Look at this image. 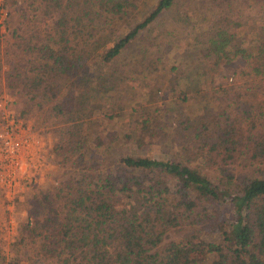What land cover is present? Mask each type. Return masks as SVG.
<instances>
[{
	"label": "trees",
	"instance_id": "16d2710c",
	"mask_svg": "<svg viewBox=\"0 0 264 264\" xmlns=\"http://www.w3.org/2000/svg\"><path fill=\"white\" fill-rule=\"evenodd\" d=\"M250 1L254 16L264 23V0ZM134 2L43 0L52 15L40 37L9 32L4 23L0 66H10L3 73L9 91L35 100L51 119L68 123L53 159L66 177L51 192L36 190L26 199L29 220L19 226L18 243L29 251L27 264H264V25L253 28V42L243 46L248 33L240 30L247 22L234 0H208L202 9L187 5L173 21L192 19L203 29L194 37L195 81L184 82L174 101V123L189 131V145L179 151L180 160L130 153L108 157L112 147L138 148L155 135V118H146L156 114L153 106L141 117L147 129L136 137L113 130L104 141L102 135L107 128L122 127L116 123L125 116L134 119L131 99L139 97L135 105H141L157 94L145 77L126 85L127 70L120 71L115 62L173 9L175 0H156L132 24L128 14ZM3 5L6 0L0 1ZM122 27L123 33L111 38ZM174 31L161 30L158 41L148 46L172 44ZM137 53L143 55L139 65L147 60V72L156 59ZM236 59L240 81L214 84L221 65ZM165 78L154 84L172 88L176 78ZM90 81H95V93L105 95L93 118ZM191 88L204 100L197 112L189 107L195 99ZM244 165L260 167L257 175L239 178L228 172ZM208 219L206 235L212 240L194 246ZM181 225H190L192 232L164 241L167 231ZM7 264L19 263L11 259Z\"/></svg>",
	"mask_w": 264,
	"mask_h": 264
},
{
	"label": "rangeland",
	"instance_id": "374dc122",
	"mask_svg": "<svg viewBox=\"0 0 264 264\" xmlns=\"http://www.w3.org/2000/svg\"><path fill=\"white\" fill-rule=\"evenodd\" d=\"M2 3L4 0H0ZM156 0H135L136 8L134 12L128 14L130 22L133 24L137 20H140L144 14L152 8ZM208 0H175V6L169 13H164V15L155 22L154 25L149 27L148 30L142 32L139 37L132 43L131 47L124 50L118 60L115 62L118 69L127 70V75L129 77L126 79L128 82L126 85H135L136 82L140 81L141 77H145L144 82L148 85H153V88L157 89V94L152 93L148 97V102L141 105H135L140 99L139 97L131 99L133 108L137 109V113L133 115L134 119L125 116L123 119L118 121L116 125L122 123V127L115 126L107 128L106 132L102 135L104 136V141H107V133L113 130L120 131L122 134H129V137H136L137 133H142L147 129V123L141 121V117L147 116L146 108L150 109L153 107L157 108L156 114L151 113L146 117L152 120L155 129V135L149 139L145 140L143 144L138 147H128L126 144L120 146L112 147L108 157H115L119 153H130V154H144L149 157L159 158V159H179L180 153L183 146L189 145L190 133L189 131H183L174 123V112L177 109V105L174 103L177 93L183 89L185 83H193L195 81V76L193 74L194 65L197 63L198 59V48L194 37L202 31L203 29H198V27L193 24L192 19L185 23H175L173 20L178 18V14L182 15L185 11L184 8L187 5L196 4L201 8ZM250 0H234L233 4L239 12L241 18L246 17V28L240 31H247L245 41L242 42L243 46L248 44V42H253L254 31L253 28L262 27L264 23L257 19L259 17L254 10L249 7ZM204 11L206 10L205 7ZM202 9V8H201ZM48 9L45 11L43 6V0H6V5L0 8V33H5V21L8 22L9 32L16 30L22 33L24 36L33 35L35 37H40L42 33L47 32L50 28L51 15L49 16ZM250 17L248 18L247 17ZM50 17V18H49ZM256 19H251V18ZM28 20V21H27ZM201 28V27H199ZM122 29V30H121ZM119 30H115L111 35V38H115V35L123 33V27ZM175 30V38L172 44H167L164 46H158V43L153 44L151 47L148 46V42L152 39L156 42L158 41V35L161 30H167V32H173ZM121 30V31H120ZM7 32V31H6ZM154 42V43H155ZM111 41L108 42V45ZM143 51L144 57H149L151 59H156L154 63L149 67L148 71L143 70L145 62L142 61L139 65V61L143 57L137 50ZM164 51V52H163ZM157 56V57H156ZM138 63V64H137ZM241 67L238 59L232 60L226 65H221V71L218 76H216L214 84L226 83L230 81H240L239 68ZM10 66L8 64H3L0 66V94H7L12 100V106L17 110L19 115L24 116L27 119L30 127L39 131L49 141V155L47 157V170L48 173L45 176V180L40 184L26 189L19 197L8 202L4 197L3 192L0 189V264H7L8 260L17 259L19 264H27V255L29 251L25 249V246L18 243L20 239L19 236V226L26 223L29 218L26 212V199L29 197L28 193L36 192V190H41V192H51L52 187L59 183L66 177L64 167L58 166L57 163L53 162L54 159V149L61 142V132L63 128H66V122L63 120H54L47 116L44 112L45 108L39 106L36 101H25L17 93L10 92L5 84V77L3 73L8 71ZM165 75V80L172 77L176 78V81H171L172 88H165V84L161 83L158 86L157 80H160ZM187 76V77H186ZM87 82V88L89 92H92L94 96V101H91L92 106L89 109L91 118L97 114V107L102 105V101L105 99V95L98 94L94 92L95 81ZM177 82V84H176ZM146 84V85H147ZM161 89V90H160ZM193 97L195 99L189 101V107L194 109H202L204 105L203 98L199 97L200 94H194V90L190 89ZM128 92V91H127ZM260 92H264V87L260 89ZM156 95V96H155ZM102 97H104L102 99ZM201 111V110H200ZM129 127V128H128ZM129 129V131H128ZM61 131V132H60ZM109 145V144H108ZM112 145V144H110ZM244 165L240 167L228 170L235 176L250 177L257 175V169L260 167ZM205 170H202L204 172ZM207 176L212 180L216 181L218 176L212 171L207 172ZM35 190V191H34ZM210 215L209 212L206 213ZM209 217V216H208ZM212 219L205 221L202 228V232L194 240V246L203 247L206 241H209L212 237L210 234ZM192 227L190 225H181L170 229L165 233L164 241L169 239L181 240L187 234H189ZM194 231V230H193ZM212 234V233H211ZM212 240V239H211ZM198 247L197 250L198 251ZM200 252V251H199ZM3 257V259H2Z\"/></svg>",
	"mask_w": 264,
	"mask_h": 264
},
{
	"label": "built area",
	"instance_id": "2783aa9c",
	"mask_svg": "<svg viewBox=\"0 0 264 264\" xmlns=\"http://www.w3.org/2000/svg\"><path fill=\"white\" fill-rule=\"evenodd\" d=\"M49 141L0 94V189L8 202L40 185L48 173Z\"/></svg>",
	"mask_w": 264,
	"mask_h": 264
}]
</instances>
